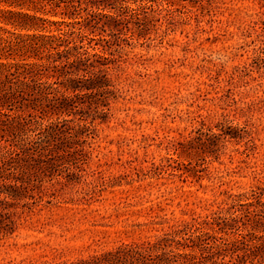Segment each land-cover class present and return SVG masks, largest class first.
<instances>
[{"label":"rangeland","instance_id":"1","mask_svg":"<svg viewBox=\"0 0 264 264\" xmlns=\"http://www.w3.org/2000/svg\"><path fill=\"white\" fill-rule=\"evenodd\" d=\"M159 9L145 37L91 35L115 61L107 114L93 124L76 183L46 182L31 210L20 202L15 233L0 239V264L70 262L148 242L225 211L264 183V0H181ZM218 124L246 132L216 139L210 157L189 156V141ZM203 163L200 179L161 170Z\"/></svg>","mask_w":264,"mask_h":264},{"label":"trees","instance_id":"2","mask_svg":"<svg viewBox=\"0 0 264 264\" xmlns=\"http://www.w3.org/2000/svg\"><path fill=\"white\" fill-rule=\"evenodd\" d=\"M180 1L0 0V239L15 233L20 202L29 200L23 207L31 210L46 182L74 184L82 175L93 124L107 114L115 93L108 76L115 61L91 35L145 37L161 20L159 8ZM75 114L92 119L80 124L68 118ZM215 128L189 141V156L210 157L216 139L246 132ZM204 164L161 170L200 179ZM51 264H264V183L235 196L225 211L194 218L154 240Z\"/></svg>","mask_w":264,"mask_h":264}]
</instances>
